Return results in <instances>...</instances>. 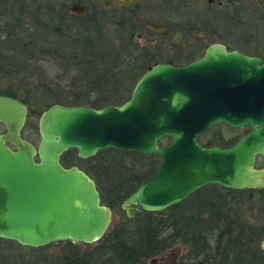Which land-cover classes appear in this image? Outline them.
<instances>
[{
  "label": "water",
  "instance_id": "1",
  "mask_svg": "<svg viewBox=\"0 0 264 264\" xmlns=\"http://www.w3.org/2000/svg\"><path fill=\"white\" fill-rule=\"evenodd\" d=\"M70 9L83 12L80 4ZM131 90L121 104L99 109L50 105L38 113L37 144L22 136L34 110L0 93V238L43 248L63 240L90 244L103 236L112 210L90 175L61 163L69 149L79 158L107 147L160 157L154 175L120 205L130 218L136 207L167 210L211 184L228 190L264 187V169L256 168V158H264L261 57L214 42L187 64L150 66ZM217 124L250 131L226 148L200 144L197 136ZM164 137L170 142L160 145ZM260 248L264 251V239Z\"/></svg>",
  "mask_w": 264,
  "mask_h": 264
},
{
  "label": "rangeland",
  "instance_id": "2",
  "mask_svg": "<svg viewBox=\"0 0 264 264\" xmlns=\"http://www.w3.org/2000/svg\"><path fill=\"white\" fill-rule=\"evenodd\" d=\"M34 1L32 0V4L27 3V7L23 9L32 15L29 17L30 15L28 16L29 13H27L23 25L35 37L36 40H33L35 46L31 50H22L21 53L12 54L10 52L9 56L17 58L19 63L26 64V66L20 69L14 67V69L7 70V75L14 77L13 79L0 76V90L15 88V92L19 96L18 99H25L26 102L24 103L34 110L33 114H29L32 117L26 120L22 130V136L31 142L34 141L35 143L32 142L34 144H37L39 140L37 133L38 113L50 105L54 103L72 105L70 103L73 98L87 101H99L102 98H107L111 102L117 100L121 102L129 91L131 93L136 80L150 66L169 60L171 64L178 66L187 64L203 54L211 36L205 32L185 35L187 34L186 31L175 28L176 25L174 24L185 22L187 14L171 8L170 12L165 15L168 17L169 27L162 32L147 31V28H144L143 32L151 39L145 42L141 38L136 40L137 43L135 44L129 35L126 36L125 34L124 36L120 31L116 19L110 17V20L106 22L100 19L98 14L101 9L100 0H82L88 7L89 14L93 13L96 8V17L87 15L83 19L69 14L68 18H65L66 20L63 18V21L55 15L47 0ZM63 1L68 3L71 0ZM259 1L264 0H231V2L224 0V4L230 7V15L227 21H222V25L217 27L218 34L214 35L213 38L227 39L231 42L233 49L246 55L259 56L264 61V6ZM255 2H258V8ZM151 3L156 5L157 2L153 0ZM194 3L197 5L198 3L205 4V0ZM144 13L148 18L156 16L157 8ZM88 19L90 21L95 19L99 23L92 21L88 24ZM3 22H0L1 26H4ZM85 25H89V29H85ZM93 25H99L103 35L102 39H95L98 42L93 50L96 55L93 57L94 59L90 60L88 56L84 55L82 49L80 50L79 46H82L76 42L81 36L94 35L95 27ZM173 34L177 36L174 37ZM125 38L126 47L121 44ZM115 47L122 52H119L117 59L113 61L112 56L114 54L108 50ZM145 49L154 56L147 57ZM82 60L93 64L92 69L83 65ZM101 75H105L106 78L98 79ZM3 131L4 127L0 125V132ZM205 132L206 130L198 138L204 144L209 143L212 137L217 136L219 144L210 146H225L226 142H232L240 130L227 127L225 124H218L214 125L209 132ZM81 159L85 160L80 161V166H90L86 158ZM257 166L264 169L263 157L258 156ZM194 192L197 194L190 195L181 202V209L185 215L191 214L199 206L206 207L212 198L215 199L214 202H218L219 196H222L224 204L234 209L231 216L243 217L245 221L256 227H264V199H261L263 195L260 192L256 196L253 195L252 199L243 197L242 194L217 191L212 187H208V189L202 187ZM115 216L116 213L112 211L111 221ZM58 250V246L46 248L48 253H56ZM186 251L185 245L177 244L165 253L147 260L146 264H180L181 257ZM19 254H21L19 248L0 242V258L8 259ZM0 264L3 263L0 262Z\"/></svg>",
  "mask_w": 264,
  "mask_h": 264
},
{
  "label": "trees",
  "instance_id": "3",
  "mask_svg": "<svg viewBox=\"0 0 264 264\" xmlns=\"http://www.w3.org/2000/svg\"><path fill=\"white\" fill-rule=\"evenodd\" d=\"M31 2L32 0H0V22L4 21V26L0 24L1 77L13 79L14 77L7 75V70L26 66L19 63L17 58L9 57L10 52L21 53L22 50H31L35 46L33 41L36 40L35 37L23 25L25 16L29 13L23 9L27 7V3L32 4ZM47 3L51 5L52 10L55 9L52 0L51 3L47 0ZM60 11L58 10L61 16L66 12ZM36 17L40 20L37 14ZM92 21L88 19L87 23ZM93 22L98 21L94 19ZM88 27L89 25H85V29ZM94 27V35L81 36L76 42L82 46H79L80 50L82 49L84 55L90 60L96 55L93 52L95 44L98 43L95 39H102L103 35L99 25ZM126 42L125 38L121 44L126 47ZM118 50L116 47L108 50L114 54L113 61L117 59V54L122 52ZM81 63L88 69L93 67V64L88 61L82 60ZM99 78H106V76L101 75ZM0 93L19 98L15 88L0 90ZM129 95L130 91L121 102L119 100L111 102L107 98L99 101L73 98L70 104L87 105L99 109L109 103H122L128 99ZM21 100L26 102L23 98ZM27 116V120L32 117ZM212 127L206 132H209ZM216 137H212V140L206 144L198 139L199 137L197 139L200 144L210 146L219 144L217 142L219 138ZM169 142L170 138L164 137L159 144L164 145ZM86 159L90 166H80V161L85 159L79 158L75 149L67 150L60 158L61 163L66 167L76 165L84 169L95 180L102 202L116 213L103 236L90 244L63 240L50 243L43 248L22 246L15 241L0 238V242L21 250V254L8 259L0 258V262L3 264H146L147 260L180 244L187 247L180 264H264V251L260 248V241L264 238V227H256L245 221L243 217L231 216L234 209L224 204L222 196H219L218 202H214L215 199L211 197L206 207L203 206L204 209L199 206L189 215L184 214L180 202L167 210L158 212H148L136 207L138 209L133 217L125 216V211L120 205L140 184L154 175L160 164L158 155L107 147ZM208 187L232 194L239 192L223 189L217 185L204 186L207 189ZM195 194L197 192L192 195ZM49 246H58V252L48 253L46 248Z\"/></svg>",
  "mask_w": 264,
  "mask_h": 264
},
{
  "label": "flooded vegetation",
  "instance_id": "4",
  "mask_svg": "<svg viewBox=\"0 0 264 264\" xmlns=\"http://www.w3.org/2000/svg\"><path fill=\"white\" fill-rule=\"evenodd\" d=\"M52 1L55 4V9H54L56 10L55 15L59 16L61 21H63V18L67 19L69 14L70 15L73 14L83 19L87 17V15L89 17L97 16V11L95 10L96 8L94 9L93 13L89 14L88 7L84 4L82 0H71L68 3L63 0H52ZM152 1L153 0H100L101 9L98 14L100 19L104 20L105 22L109 21L110 17L116 19V24L120 29V31L124 34V36L125 34L126 36L129 35V37H131V41L134 40V43L136 44L137 43L136 40L138 41L141 38H143L145 42L151 39L147 37L146 33L143 32L144 28H147L146 29L147 31H155V32H162L166 30L169 27L168 25L169 21H168V17H166L165 15L170 12L171 8H174L177 11L183 12V14H187L185 22L174 24L176 25L175 28L184 29L187 33L185 35L187 36L189 34L191 35L197 32L199 33L205 32L206 34L211 35L210 39L207 41L209 42L207 45L213 42H221L228 49L233 50L231 42L228 41L227 39L213 38L214 35L218 34L217 27H220V24L222 25L223 23L222 21L225 20L227 21L230 15V7L229 5L224 4V0H205V4L198 3V5L195 4L194 2H200L201 0H155L157 2L156 5H153L151 3ZM228 2H231V0H228ZM259 3L261 4L263 3L264 6V1H259ZM73 4H80L83 7V12L77 13L71 11L70 7L73 6ZM255 5L258 8L259 6L258 2H255ZM155 7L157 8V15L148 18V16H146L144 12L151 11ZM58 10H61L60 12L62 11H66V12L65 14H63V16H61L62 14L60 15ZM148 21H157L164 23L166 25L162 28H154L148 25L147 23ZM173 36L175 37L177 35L173 34ZM145 51L147 57L154 56L153 54L149 53L147 49H145ZM168 62L170 63V60ZM38 119H39V115H38ZM37 125H38V121H37ZM237 129L240 130V132L237 135H235L234 137L235 139H233L232 142L229 141L226 142L225 146H220V147L226 148L233 145L241 136L247 135V133L250 131V128L248 126L240 127ZM37 133H38V128H37ZM200 135L201 133L197 136V138ZM257 160L258 157L256 158V163ZM256 168H260V167L257 166ZM211 185H217V184H211ZM222 188L228 190V188H224V187ZM229 190H235V189H229ZM235 191H239L238 194H242L243 197H248L249 199L250 197H253V195L256 196V194L260 192L263 195V198L261 199H264V187L244 188Z\"/></svg>",
  "mask_w": 264,
  "mask_h": 264
}]
</instances>
